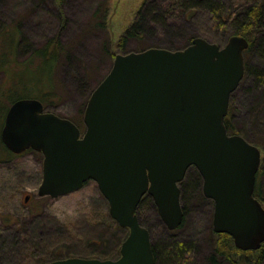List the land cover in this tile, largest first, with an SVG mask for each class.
I'll return each mask as SVG.
<instances>
[{
	"label": "water",
	"instance_id": "95a60500",
	"mask_svg": "<svg viewBox=\"0 0 264 264\" xmlns=\"http://www.w3.org/2000/svg\"><path fill=\"white\" fill-rule=\"evenodd\" d=\"M248 45L242 35L229 36L222 46L194 37L182 49L115 54L87 100L83 133L69 118L44 111L37 98L8 107L2 143L14 154L31 149L43 155L37 194L56 198L94 180L110 217L128 229L116 258L74 256L42 264H155L137 206L147 194L166 228L179 227V183L192 166L204 197L213 201V231L228 234L242 251L262 246L264 207L253 194L261 150L224 124Z\"/></svg>",
	"mask_w": 264,
	"mask_h": 264
},
{
	"label": "rangeland",
	"instance_id": "374dc122",
	"mask_svg": "<svg viewBox=\"0 0 264 264\" xmlns=\"http://www.w3.org/2000/svg\"><path fill=\"white\" fill-rule=\"evenodd\" d=\"M103 1L108 3L106 11L104 5H101ZM143 1L0 0V27L6 29L9 25L20 23L19 29L28 44L27 50L18 54L19 62L28 57L35 46L56 35H59L64 49L69 51L68 56L59 62L55 72L56 97L44 104L42 95L46 97L48 92L45 84L41 85L37 92L23 91L22 88L16 87L13 90L17 91L18 97H36L43 102L46 111L69 118L83 133L85 129L82 121L83 102L86 90L107 74L115 54L141 51L149 47L182 49L190 44L184 46L187 39L192 36L204 38L220 46L224 44L216 37L221 30H217L205 14L198 16L197 22H191L177 13L166 11L163 5L165 0H154L158 5L156 12L162 13L165 24L146 22L143 33L139 37L127 40L125 47L121 49L118 42L125 29L134 22ZM241 1L234 0V3L238 5L242 3ZM98 9L99 12L96 14ZM104 12L106 14L104 27H96V21ZM5 62L13 72L20 68L10 56ZM5 79L0 71V130L5 115L3 106L7 104V99L3 96ZM238 89L233 94L234 120L243 123L248 114L249 100L243 89ZM252 109L262 111L258 115L262 122L259 134L264 138V107L257 108L254 105ZM239 135L243 136L240 133ZM257 147L261 150L263 161L264 148ZM42 162L41 152L26 150L20 154H13L0 139V220L2 215H10L12 220L19 219L17 227L25 233L31 230L33 244L37 245L40 253L46 257L51 253L62 252L64 256L76 253L78 255L70 256L100 258L95 250L105 253L116 250L118 257L120 247L115 249L117 237L119 234L125 237L128 229L123 227L122 230L115 231L109 224L102 223V216L108 213V202L99 191L96 182L88 180L79 190L56 198L39 196L37 190L42 180ZM259 170L256 186L261 193L263 200L260 201L264 207V169ZM196 173L198 171L195 167H189L185 179L191 182ZM189 191L186 222L172 234L190 243L191 251L184 256L185 263H170L163 259L158 264H264V260H258L260 249L242 251L234 244L230 252L232 261L225 260L219 255L216 262L211 263L208 256L211 253L210 231L214 232L213 201L204 197L202 190L204 200L199 198L197 190ZM25 196H28L27 202L24 201ZM142 217L150 225L151 239H157L160 243L171 239L165 224L148 202L143 204ZM2 226L0 222V232ZM39 232L45 234L46 240L44 239L42 245H39L36 238L34 239ZM28 262L29 260L25 264H29Z\"/></svg>",
	"mask_w": 264,
	"mask_h": 264
},
{
	"label": "trees",
	"instance_id": "16d2710c",
	"mask_svg": "<svg viewBox=\"0 0 264 264\" xmlns=\"http://www.w3.org/2000/svg\"><path fill=\"white\" fill-rule=\"evenodd\" d=\"M106 2L103 1L101 3V5H104L105 11L108 9V3ZM241 2L242 3L237 5L234 3V0H165L163 5L166 11L177 13L186 20H191V22H197V17L205 14L213 23V26L217 27V30H221L220 34L216 37L217 40L223 41L224 43L231 35H242L248 40L249 45L243 52L244 74L237 88L230 95L228 113L224 118V124L229 134L240 133L250 143L264 148V138L259 134L262 122L260 117H258L262 111H257V109L254 111V109H252L254 105L257 106V108L264 107V0H242ZM156 6L158 5L154 0H144L142 2V6L139 8L134 22L125 29L124 34L118 42V46L121 49L125 47L124 45L127 40L139 37L143 33L146 22L152 21L161 23L162 25L165 24L162 13L156 12ZM98 12L99 9L96 11V14ZM105 16V12L101 13L99 20L95 23L96 27H104ZM19 24L20 23H14L9 25L6 29L0 27V71H2L3 75L6 77L5 84L7 85L3 88L5 90L3 96L7 99V104L3 106L5 109L4 114L6 113V109L15 100L24 98L18 97L17 91L13 90L16 89V87L22 88L23 91L37 92L39 87L45 84L48 92L46 93V97H44V94L42 95L44 104L48 103L51 98L56 97L54 93V83L56 82L55 72L61 59L69 54V51L64 49L59 35H56L47 38L45 42L35 46L32 53L22 62H19L18 54L25 52L28 46L24 41L25 36L19 29ZM192 38L193 36L188 38L184 46L191 43ZM9 56L12 61L20 66L15 72L9 70L8 66L5 64ZM102 79L103 77L91 88L86 87L87 90L83 102L84 108L90 93ZM238 88L243 89V93L246 94L249 100V109L247 108L248 114L246 118H244L245 120L243 123H238V120H234L235 102L233 94ZM260 90V96L257 98L256 96ZM261 164L263 165L261 166ZM260 166L264 169V159L263 161L261 160ZM261 168L259 167V169ZM259 171L260 170H258L257 175ZM201 186L202 180L199 173L195 174L191 182L187 181L184 176V179L179 183L183 220L178 228L183 227L187 219L189 190H197L200 195L199 198L204 200L201 193ZM253 194L257 199L263 200L256 183ZM145 202L151 204L155 213L157 210L151 197L147 194L143 195L137 206L136 213L140 224L149 230L150 225L142 217V208ZM1 218L2 220H0V222L3 225V229L0 232V264H25L27 260H29V264H42L46 261L61 259L62 257H74L70 255H78L76 253H69V255L64 256L61 252L57 254L51 253L49 257H46L40 253L37 248L38 246L33 244L31 230L27 231L29 233L27 234V232L25 233L20 227H17L19 219L12 220V216L10 215H2ZM102 223L109 224L115 231L123 229V227H120L109 216V213L102 216ZM173 231L174 230H167L171 239L164 243H160L157 239H151L155 264H158L163 259L170 263H185L184 256L187 252L191 251V244L177 238V236L172 234ZM44 235L42 232H39L34 236V239L36 238L39 245H42L41 243L44 242ZM210 235L211 239L209 246L211 253L208 256V260L211 263H215L217 256L220 255L224 257L225 260L232 261L230 258V252L233 250L232 238L228 234H216L212 232V230L210 231ZM151 236L152 234L150 232V237ZM9 237H11L10 240L8 239ZM125 237L120 234L118 235L115 249L120 247ZM94 252L99 254L101 259L117 257L116 250L111 252L106 251V253L96 250ZM260 259L264 260V243L260 248L258 260Z\"/></svg>",
	"mask_w": 264,
	"mask_h": 264
},
{
	"label": "flooded vegetation",
	"instance_id": "af4514ba",
	"mask_svg": "<svg viewBox=\"0 0 264 264\" xmlns=\"http://www.w3.org/2000/svg\"><path fill=\"white\" fill-rule=\"evenodd\" d=\"M61 259H63V258H61Z\"/></svg>",
	"mask_w": 264,
	"mask_h": 264
}]
</instances>
